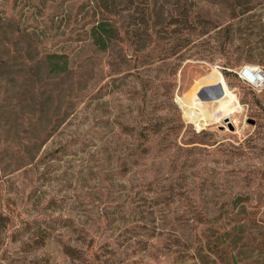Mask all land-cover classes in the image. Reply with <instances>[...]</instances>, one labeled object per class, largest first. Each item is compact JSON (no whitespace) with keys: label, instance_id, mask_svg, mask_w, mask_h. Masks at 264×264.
<instances>
[{"label":"rangeland","instance_id":"1","mask_svg":"<svg viewBox=\"0 0 264 264\" xmlns=\"http://www.w3.org/2000/svg\"><path fill=\"white\" fill-rule=\"evenodd\" d=\"M4 13L20 18L41 49L68 52L74 65L92 53L82 41L79 0H49L43 7L0 0ZM185 54L171 75L166 109L181 132L172 166L165 158L131 178L112 175L115 132H138L122 123L142 122L138 98L119 80L110 82L124 72L106 66L104 54L100 82L48 104L63 121L41 151L60 149L59 158L39 169H0V264H264V85L242 76L247 67L264 69V17L229 33L212 32ZM215 70L237 103L203 111L192 101ZM13 86H0V150L5 132H21L24 124L14 123L12 109L28 105L18 100L22 87ZM203 130L200 142L184 143ZM39 229L51 236L47 247L27 251L24 241ZM63 243L79 247L78 257L64 253Z\"/></svg>","mask_w":264,"mask_h":264},{"label":"trees","instance_id":"2","mask_svg":"<svg viewBox=\"0 0 264 264\" xmlns=\"http://www.w3.org/2000/svg\"><path fill=\"white\" fill-rule=\"evenodd\" d=\"M48 1L24 0L25 5L33 2L39 7ZM263 17L264 0H79L82 41L92 53L74 65L68 52L41 49L39 37L28 32V26L22 24L20 18L12 13L0 15V86L6 85L7 90L9 83L19 89L22 87L18 100L26 99L28 103V109L27 106L18 112L12 109L14 123L24 124L21 132H5L0 169L4 171L10 164H14L15 169H39L59 158L60 149L41 151L63 121L55 114L57 107L49 108L48 104L59 102L60 94L74 91L77 86L100 82L103 79H99L100 53L107 56L106 66L112 71L124 72L120 77H112L110 82L119 80L120 86H128L125 91H131V98H138L142 122L139 126L122 123L126 129L139 127L138 132H115L112 175L131 178L135 172H144L148 166L160 164L165 158L172 166L177 160L174 158L181 132H178L177 121H168L171 112L166 109H170L172 103L171 99L169 101L173 85L171 75L176 72L179 61L212 32L229 33L243 21H260ZM201 51L199 57L204 56ZM170 59L169 71L160 74L161 66ZM154 62L158 64L152 68ZM110 82L106 81L99 89ZM13 95L5 96L11 98ZM152 113H160L162 117L152 120ZM206 133L203 130L184 143H194ZM189 159L187 156L183 163H188ZM240 196L237 195L234 202ZM39 230L37 235L24 241L27 251L36 252L47 247L51 236L46 229ZM223 235L216 234V239L222 240ZM61 250L72 258L78 257L81 251L69 243H63ZM42 262L34 261L33 264L46 263Z\"/></svg>","mask_w":264,"mask_h":264},{"label":"bare ground","instance_id":"3","mask_svg":"<svg viewBox=\"0 0 264 264\" xmlns=\"http://www.w3.org/2000/svg\"><path fill=\"white\" fill-rule=\"evenodd\" d=\"M242 75H243V77L249 78L252 81L257 80V79L261 80L263 77V73L260 71V69L258 67H247ZM205 83L208 84L205 86L210 85L211 87L207 91L209 97L203 99L199 96V92L204 87L203 85ZM201 86L198 87L199 91L192 101V103H193L192 106L199 108L200 110L204 111V108H206V107H209V109L212 108L214 110H219L224 105L227 106V105L234 103V102L237 103V100L235 99V96H234L232 90L228 86L227 81L225 80L223 75L216 70L212 71V76H206L203 78V84ZM195 90H197V88ZM201 102H204V103L201 104ZM236 107H232L231 112ZM220 114H221V112H220ZM202 116H203L202 118H204V117L207 118V116L205 114H202Z\"/></svg>","mask_w":264,"mask_h":264},{"label":"water","instance_id":"4","mask_svg":"<svg viewBox=\"0 0 264 264\" xmlns=\"http://www.w3.org/2000/svg\"><path fill=\"white\" fill-rule=\"evenodd\" d=\"M210 87H211L210 85H209V86H204V87L200 90V92H199V96H200L201 98H203V99L208 98L209 96H208L207 91H208V89H209ZM230 127L233 129V125H232V124H230Z\"/></svg>","mask_w":264,"mask_h":264},{"label":"built area","instance_id":"5","mask_svg":"<svg viewBox=\"0 0 264 264\" xmlns=\"http://www.w3.org/2000/svg\"><path fill=\"white\" fill-rule=\"evenodd\" d=\"M260 71L263 73V77L261 79V83L264 85V69L259 68ZM243 76V75H242Z\"/></svg>","mask_w":264,"mask_h":264}]
</instances>
